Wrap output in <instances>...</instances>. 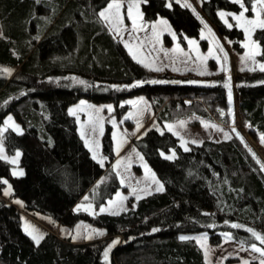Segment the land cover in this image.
<instances>
[{
  "label": "trees",
  "instance_id": "1",
  "mask_svg": "<svg viewBox=\"0 0 264 264\" xmlns=\"http://www.w3.org/2000/svg\"><path fill=\"white\" fill-rule=\"evenodd\" d=\"M110 1L0 0V126L13 113L24 128L22 133L8 129L5 134L8 152L22 151L24 174L15 176L12 165L0 158V264H207L195 239H179L205 232L214 245L229 233L236 242L264 249L247 230L264 236V161L235 126L231 77L224 72L156 71L136 61L99 15ZM245 3L252 8V0ZM201 6L219 33L231 40L232 49L243 52L244 31L229 27L219 16L220 10L240 12V4L201 0ZM142 12L147 21L167 19L184 44L186 37L200 34L198 10L189 0H144ZM254 39L264 62V28L255 30ZM235 87L242 124L260 144L264 71L238 69ZM138 93L149 97L161 123L196 115L228 126L232 135L207 139L185 151L174 133L151 129L133 142L165 189L119 214L76 211V204L104 174L112 178L96 208L122 185L111 167L116 159L113 127L107 125L102 137L104 167L86 146L69 107L82 98L114 101L121 116L129 106L120 101ZM172 149L177 150L174 159L161 155ZM4 179L13 186L11 202L2 198ZM14 199L21 200L28 213L69 225L85 219L105 227L106 233L84 242L47 233L36 244L22 228V210ZM116 239L119 243L105 261L104 252Z\"/></svg>",
  "mask_w": 264,
  "mask_h": 264
},
{
  "label": "rangeland",
  "instance_id": "2",
  "mask_svg": "<svg viewBox=\"0 0 264 264\" xmlns=\"http://www.w3.org/2000/svg\"><path fill=\"white\" fill-rule=\"evenodd\" d=\"M167 1L169 4L172 1L184 4L188 0ZM189 1L198 10L197 15L201 22V29L198 37H186V44L181 41L180 36L167 19L160 17L155 21L145 20L142 12L144 0H111L109 3H118L120 7L118 10L115 7L112 9L106 7L103 11L107 19L102 18L113 35L124 45H127L125 47L131 56H135L136 61L148 65L147 67L152 70L156 68L169 69L175 72L193 70L204 74L224 72L227 76H230L233 84L230 93L235 104V126L254 145L251 144L264 161V144L257 143L242 124V115L239 110L240 93L235 87L238 69H261V65H264V62L258 58L261 46L254 39L255 30L261 28L258 26V20H264V7H261L256 0H252V8L249 9L245 0H239L238 3H243L244 7L248 9L239 21L234 17L238 16L243 9L240 12L219 11V16L221 12L225 14L222 20L228 26L236 25L244 31L243 46L245 50L240 52L232 49L231 40L221 35L217 27L207 18L203 12L201 0ZM254 4L255 9H253ZM249 10L251 14H249ZM257 13H259V17H257ZM245 20L257 21V23L246 24L244 23ZM162 21L166 23H162ZM246 28L248 29L247 32L245 31ZM1 32L0 23V35ZM189 41L195 43H189ZM81 101L84 103L81 104ZM120 104L129 106L127 112L121 116L116 112L114 101L96 102L89 98H82L69 107V110L75 111V114L71 115L77 120L79 132L86 146L100 163L103 161L101 164L104 167H106L107 158L102 150V137L107 125L113 127L112 137L116 159L111 167L122 185V188L112 198L96 208V202L102 197L103 187L112 178L110 174H104L76 204V211L87 212L91 215L121 213L134 208L140 198L158 192L156 190L158 185L154 182V179L163 185V190L165 189L162 180L133 142L135 138L143 137L151 129L174 133L179 138V144L183 149L185 147L190 149L192 145L202 144L207 139L224 140L229 139L232 135L228 126L214 119L200 118L196 115L161 123L157 118L151 100L143 93L127 96L120 101ZM108 106H111V111H109ZM9 117H11V121H9ZM13 125L18 126L20 131H16ZM167 126H171V130ZM8 129H12L17 133L24 131L22 123L15 118L13 113L8 114L0 126V158L12 165V172L17 173L15 176H21L18 173L22 172L24 174V169L21 166L22 151L8 152L5 143V134ZM225 134H227V137ZM192 141H196V143H192ZM17 153H19L18 157ZM162 153H164V157L175 153L172 159L177 156L176 149ZM11 161H15V163ZM4 181H7V183H5L2 198L7 202H11L10 196L13 192V186L8 179H4ZM133 189H135V192H133ZM6 192L8 194H5ZM125 197L126 199H123ZM137 197L140 198L137 199ZM13 203L22 210L21 219L24 232L27 234L31 232L37 237L42 236L44 238L47 233H52L61 238H69L73 242H84L103 237L107 230L105 227L91 224L85 219L78 220L74 225L62 224L52 216L41 213L34 215L26 212L23 210V202L19 199H14ZM102 207L107 210L101 212ZM26 228L28 229L27 232L25 231ZM182 236L193 238L197 242V238L206 236V240H201L198 243L200 246L201 244L204 245L201 247L204 250L207 264H253V262L260 264V261L264 260V256L252 250V245L246 246L236 242L229 233L223 234V242L220 245L212 244L210 236L206 232L191 235L184 234ZM256 246L261 248L258 245Z\"/></svg>",
  "mask_w": 264,
  "mask_h": 264
},
{
  "label": "snow or ice",
  "instance_id": "3",
  "mask_svg": "<svg viewBox=\"0 0 264 264\" xmlns=\"http://www.w3.org/2000/svg\"><path fill=\"white\" fill-rule=\"evenodd\" d=\"M236 2H239V0H236ZM256 2H257L258 4H260L261 7H264V0H256ZM169 6H170V5H169ZM186 6H189V7H190V5H186ZM113 7H115V8L118 10L119 7H120V5H119L118 3H109L108 6H107V9H112ZM240 7L243 9V11H242L238 16H235V17H234V19H236V20H238V21L241 20V19L243 18V16H244V12L248 11V9L244 7V4H243V3L240 4ZM107 9H106V10H107ZM253 9H255V4L253 5ZM99 15H100L101 17H104L105 19H107V17L105 16V12H104V11H101V12L99 13ZM224 15H225V14H224L223 12L220 13L221 18H223ZM257 17H259V13H257ZM162 23H166V22L162 21ZM244 23H246V24H256L257 21H253V20H245ZM134 24H135V21H134ZM229 26L231 27V25H229ZM258 26L261 27V28H264V20H258ZM153 28H155V26H153ZM245 31L247 32L248 29L246 28ZM174 38H175V37H174ZM189 43H195V42H194V41H189ZM125 46L127 47V45H125ZM245 46H247V45H245ZM221 51H222V49H221ZM133 58L135 59V56H134ZM138 62H140V61H138ZM145 66L147 67L148 65H145ZM154 70H156V71H162L161 68H156V69H154ZM261 70L264 71V65H261ZM3 71H8V70H7V69H4ZM80 83H84V82H83V81H80ZM149 83H169V81H149ZM171 83H179V81H171ZM189 83H194V82H193V81H189ZM229 100H231V93H230V92H229ZM83 103H84V102L81 101V104H83ZM108 109H109V111H111V110H112V109H111V106H108ZM69 111H70V114H75V111H74V110L70 109ZM98 111H99V109H98ZM9 121H11V117H9ZM6 123H8V122H6ZM13 127L15 128L16 131H18V132L20 131V129H19L18 126L13 125ZM167 127L169 128V130H171V126H167ZM138 128H139V125H138ZM233 131H235V129H233ZM225 135H226V137H227V134H225ZM260 140H261V143L264 144V135H262V136L260 137ZM192 143H196V141H192ZM184 150H185V151H189V149H188L187 147H185ZM16 155H17V157H18V156H19V153H17ZM161 155L163 156L164 153H161ZM253 155H255V154H253ZM174 156H175V153H172V155H170V156H165V159H172ZM11 162H12V163H15V161H11ZM101 163H103V161H101ZM145 167H147V166L145 165ZM261 167H262V169H264V165H262ZM13 174L16 175L17 173H13ZM18 174H19V175H23L22 172H20V173H18ZM154 182L158 185V187H157L156 190H157V191H163V185H161V184L159 183V181H156L155 179H154ZM4 183H7V181H4ZM133 192H135V189H133ZM5 194H8V193L6 192ZM117 195H119V194H117ZM139 198H140V197H137V199H139ZM85 199H87V197H85ZM123 199H126V197L123 198ZM106 210H107V209H105V208H103V207L100 209L101 212H104V211H106ZM113 214H119V213L117 212V213H113ZM232 227L236 228V227H241V226H240V225H237V224H233ZM247 230H248L249 232H252V235L255 236V238H256L257 240H259L261 244H264V236H262V235H260V234H258V233H256V232H254L252 229H247ZM25 231L27 232L28 229L26 228ZM158 231H160V229H158V228H153V229H152V232H158ZM28 234H29V235L31 236V238L36 242V244H39V243H40V240L43 239L42 236L37 237L36 235H33L31 232H28ZM99 234L102 235L103 233H99ZM226 235H227V234H226ZM87 238H91V237H87ZM179 239H180V240H187V239H190V238L187 237V236H180ZM197 240H198V242H200L201 240H206V236H203V237L197 238ZM118 243H119V240L116 239V240H113V241L111 242V244L108 245V247L106 248V250H105V252H104V259H105V261L108 260L109 251L111 250V248L114 247V246H115L116 244H118ZM201 246L203 247L204 245L201 244ZM251 247H252V250H253V251H255V252H259L261 256H264V249L257 247L255 244H252ZM260 264H264V260H261V261H260Z\"/></svg>",
  "mask_w": 264,
  "mask_h": 264
},
{
  "label": "crops",
  "instance_id": "4",
  "mask_svg": "<svg viewBox=\"0 0 264 264\" xmlns=\"http://www.w3.org/2000/svg\"><path fill=\"white\" fill-rule=\"evenodd\" d=\"M106 7H107V6H106ZM106 7H105V8H106ZM105 8H103L101 11H103ZM101 11H100V12H101ZM235 103H236V100H235Z\"/></svg>",
  "mask_w": 264,
  "mask_h": 264
},
{
  "label": "water",
  "instance_id": "5",
  "mask_svg": "<svg viewBox=\"0 0 264 264\" xmlns=\"http://www.w3.org/2000/svg\"><path fill=\"white\" fill-rule=\"evenodd\" d=\"M252 144V143H251ZM253 145V144H252ZM254 146V145H253ZM256 149V148H255Z\"/></svg>",
  "mask_w": 264,
  "mask_h": 264
}]
</instances>
